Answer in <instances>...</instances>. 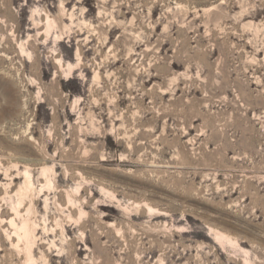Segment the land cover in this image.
Listing matches in <instances>:
<instances>
[{
	"label": "rangeland",
	"instance_id": "374dc122",
	"mask_svg": "<svg viewBox=\"0 0 264 264\" xmlns=\"http://www.w3.org/2000/svg\"><path fill=\"white\" fill-rule=\"evenodd\" d=\"M0 264H264V0H0Z\"/></svg>",
	"mask_w": 264,
	"mask_h": 264
},
{
	"label": "bare ground",
	"instance_id": "6f19581e",
	"mask_svg": "<svg viewBox=\"0 0 264 264\" xmlns=\"http://www.w3.org/2000/svg\"><path fill=\"white\" fill-rule=\"evenodd\" d=\"M27 174V173H26ZM30 229V228H29ZM26 234V233H25Z\"/></svg>",
	"mask_w": 264,
	"mask_h": 264
}]
</instances>
